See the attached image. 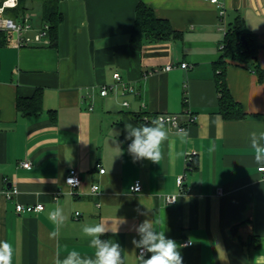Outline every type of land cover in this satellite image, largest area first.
Returning <instances> with one entry per match:
<instances>
[{
  "label": "crops",
  "instance_id": "obj_1",
  "mask_svg": "<svg viewBox=\"0 0 264 264\" xmlns=\"http://www.w3.org/2000/svg\"><path fill=\"white\" fill-rule=\"evenodd\" d=\"M140 2L178 36L131 48ZM58 11L62 20L52 43L46 35L48 44L0 46V241L11 244L12 264H53L57 251L63 258L72 249L91 255L81 229L101 221L119 225L101 238L120 244L126 264H139L132 241L145 219L178 245L191 242L180 248L183 264H264V177L249 141L251 131L264 130V75L259 79L255 71L264 67V0H60ZM237 17L258 50L245 65L225 66V84L245 115L224 119L215 68L224 33ZM32 23L30 34L42 25ZM170 64L175 68L165 70ZM114 73L135 93L121 95ZM36 91L40 110L18 111V98ZM184 112L196 117L185 128L187 142L172 128L160 164L134 162L125 125ZM189 151L196 157L186 168ZM24 160L30 169L18 166ZM70 169L82 180L72 193L64 183ZM180 174L184 191L167 204L164 195L179 193ZM136 181L142 190L130 192ZM18 203L43 210L17 213ZM57 206L65 221L51 239L49 212ZM252 237L257 246L249 244Z\"/></svg>",
  "mask_w": 264,
  "mask_h": 264
},
{
  "label": "clouds",
  "instance_id": "obj_2",
  "mask_svg": "<svg viewBox=\"0 0 264 264\" xmlns=\"http://www.w3.org/2000/svg\"><path fill=\"white\" fill-rule=\"evenodd\" d=\"M172 128L176 129L174 134L181 143H186L189 138L188 130L179 128L170 116H157L149 123L138 126L126 124L125 139L131 141L128 145V153L133 157L134 162L149 160L152 163L160 164L163 159L162 146L168 140ZM249 141L254 162L261 171H264V130L251 131ZM73 183H76L73 178H69L66 182V184ZM49 219L55 226L49 233V237L55 239L59 236V229L65 221L63 209L57 206L49 212ZM124 222L126 221L121 219L119 224ZM118 230L119 225L113 229L104 221L83 225L82 235L89 239V247L93 253L82 255L80 251L72 249L61 258V253L57 251L53 264H126V257L123 255L120 244L101 238L108 232L116 234ZM135 231L139 239H133L132 243L140 249L139 264H183L180 251L182 245H178L175 240L166 237L165 231L158 230L151 219H145L135 227ZM12 257L11 244L0 241V264H12Z\"/></svg>",
  "mask_w": 264,
  "mask_h": 264
},
{
  "label": "trees",
  "instance_id": "obj_3",
  "mask_svg": "<svg viewBox=\"0 0 264 264\" xmlns=\"http://www.w3.org/2000/svg\"><path fill=\"white\" fill-rule=\"evenodd\" d=\"M39 2V17L40 24L46 23L48 25L47 35L51 41H55L57 36V28L62 20L58 11V3L60 0H18V7L16 11L31 12L32 3ZM31 3V5H29ZM35 18V17H33ZM33 20V19H32ZM178 33L171 29L166 20L159 19L154 15L151 7L138 3L135 9V20L132 31L130 33V47L139 49L143 40L162 39L177 37ZM243 37V39H241ZM246 42V43H245ZM224 47L221 49L222 55L215 68V77L218 90V113L224 119H235L245 115L240 105L235 102L225 84L224 69L227 64L245 65L256 57L258 44L256 39L245 32L243 27V20L237 17L234 23L228 28L222 41ZM3 45L0 41V46ZM258 78L261 79L264 75V67H255ZM40 92L36 91L29 99L18 98L16 105L18 111L22 113L38 112L40 110ZM155 118V116H154ZM140 125L149 122H143L138 119ZM255 237L249 240V244L257 246V239L254 243ZM243 244V242H241Z\"/></svg>",
  "mask_w": 264,
  "mask_h": 264
},
{
  "label": "built area",
  "instance_id": "obj_4",
  "mask_svg": "<svg viewBox=\"0 0 264 264\" xmlns=\"http://www.w3.org/2000/svg\"><path fill=\"white\" fill-rule=\"evenodd\" d=\"M211 3H218V0H209ZM18 7V0H1L0 1V41H2L3 45L11 46L14 48H21V47H27L32 45L34 42L37 43H49V39L46 36L48 31V25L46 23L42 24L41 27H39L34 34H30L35 30L32 19L34 17V14L32 12H21L17 15H14L13 17L6 16V12L8 10H16ZM220 15H223V12L220 13ZM226 33V32H225ZM224 33V35H225ZM224 45L221 43L220 50L223 49ZM181 68H186V63L180 64ZM175 68L174 65H167L165 67V70H171ZM113 79L115 81V86L119 89L121 92V95H125L126 93H135V90L130 86L127 85V83L123 82L119 73L113 74ZM110 88V87H109ZM111 89V88H110ZM108 93V87L103 86L100 90L101 96H106ZM123 105H127V103H123ZM165 116V117H172L179 128L185 129L188 125L195 122L196 117L192 113L184 112V114H158L157 116ZM184 117V119H182ZM196 157L195 151H189L184 156V164L185 167L188 168L189 164H191ZM19 167L24 169H30L31 168V162L28 160H24L19 162ZM99 174H104L105 170L97 165ZM258 171L263 174L264 177V171H261L258 168ZM69 178H73L76 183L73 184H66L67 180ZM184 179L185 176L183 174H180L176 178V186L179 189V193L175 195H164L163 200L167 204H174L179 196L184 191ZM64 183L69 188L70 192H74L76 189H78L82 183L81 177L79 175V172L76 169H70L66 173L64 177ZM98 186L93 185L91 187V191L93 193H96L98 191ZM130 192L138 193L142 190L141 184L136 181L129 187ZM14 191H9L7 193V197H10L11 193ZM175 200L174 202H171ZM43 210L42 204H36V205H22V204H16L15 205V211L17 213H38ZM79 213H75V218H78ZM191 242L184 241L182 243V246H189ZM140 253V249L138 251Z\"/></svg>",
  "mask_w": 264,
  "mask_h": 264
},
{
  "label": "rangeland",
  "instance_id": "obj_5",
  "mask_svg": "<svg viewBox=\"0 0 264 264\" xmlns=\"http://www.w3.org/2000/svg\"><path fill=\"white\" fill-rule=\"evenodd\" d=\"M29 5H31V3H29ZM31 12L35 15V18H33V21L37 22L38 17H39V2L38 1H34L32 3ZM17 14H18V11L16 10H8L5 15L9 17H13L14 15H17Z\"/></svg>",
  "mask_w": 264,
  "mask_h": 264
},
{
  "label": "water",
  "instance_id": "obj_6",
  "mask_svg": "<svg viewBox=\"0 0 264 264\" xmlns=\"http://www.w3.org/2000/svg\"><path fill=\"white\" fill-rule=\"evenodd\" d=\"M241 39H243V37H242ZM245 43H246V42H245Z\"/></svg>",
  "mask_w": 264,
  "mask_h": 264
}]
</instances>
